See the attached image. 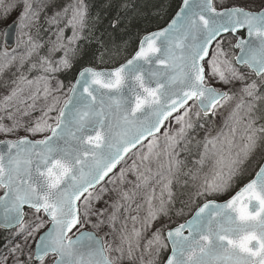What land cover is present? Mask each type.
<instances>
[{
	"label": "snow or ice",
	"instance_id": "6c2138e0",
	"mask_svg": "<svg viewBox=\"0 0 264 264\" xmlns=\"http://www.w3.org/2000/svg\"><path fill=\"white\" fill-rule=\"evenodd\" d=\"M91 7L0 0V23L11 19L0 30V134L17 136L0 140V264H264V0H179L171 15L160 0L163 23L127 39L144 15H125L133 0ZM42 19L56 39L32 62ZM26 64L47 75L29 79ZM59 72L75 73L62 104L64 83L49 85ZM235 100L227 130L197 141L193 190L178 200L176 149ZM130 155L138 162L121 166ZM137 196V214L121 219Z\"/></svg>",
	"mask_w": 264,
	"mask_h": 264
},
{
	"label": "rangeland",
	"instance_id": "374dc122",
	"mask_svg": "<svg viewBox=\"0 0 264 264\" xmlns=\"http://www.w3.org/2000/svg\"><path fill=\"white\" fill-rule=\"evenodd\" d=\"M61 3H66L67 0H60ZM88 2V0H87ZM12 19H14V15L12 17ZM7 23H11V19H9L8 21H6L5 23H0V30H2ZM40 23L43 25V27L40 29L39 35L37 36V29L35 27L32 28V34L34 36H37V39L39 42H42L45 44V47L39 50L38 55L34 54L33 57V61L32 62H36L39 59V56H44L47 54V49L50 46V44L48 43L49 41H54L56 39V26H49L48 24L44 23L43 19L40 21ZM61 27H63V25H60ZM28 29H25V31H27ZM71 31L66 29L65 30V37L67 36H71ZM14 40V39H13ZM234 42V41H233ZM15 45V44H14ZM5 47V43H4V38L2 36H0V50H2ZM18 51H22L18 50ZM235 52V50H234ZM59 55H62V53L57 54L56 56L53 57L54 60H58ZM29 67V64L25 65L24 68V72L25 74L28 76L29 79H34L37 76L40 75H47L46 73H43L42 70L37 67L36 69H33L31 72L27 71V68ZM13 71H15V69H13ZM65 72H59V73H55L52 74V78L49 81V85L51 88H56L57 81H62L65 85V87L61 90V92L59 93V95H61V104L63 103V100L67 98V90H68V86H69V82H65L62 78V75ZM19 73H17L18 75ZM7 92L3 87H0V100L3 99V96L6 95ZM53 95H56V93H53ZM49 103L51 102V100L49 99L48 101ZM238 100L233 101L230 106L226 109H224L222 111V113H218L217 116L215 117H211L210 119H208L207 121L201 120L200 124L203 125V127L201 126H197L194 130H192L189 134V141L190 143L184 144L182 143L177 149L176 151L179 153L178 159L180 161H182V164L180 166V169L178 172L175 173V176L173 178V192L176 194L177 199H186L187 198V193L189 191H192V181L189 178V176L186 175V173H188L190 170L194 171L196 167H198V165L196 164V161H198L199 159V154L202 151V146L197 144V141H203L205 135H209V136H215L217 135L218 132H220L222 129L223 130H227L224 124L225 119L228 118L229 113L231 112V110L233 108H235V104L238 103ZM42 105H43V101H38L37 102V106L36 109L34 111H32L30 117H26L25 120H32L34 121L36 118H38L41 115V109H42ZM50 115H52L53 117L56 115L55 112L51 113ZM6 123H8V121H5ZM46 133H38L35 136L29 134V133H25L24 131H21L18 133L19 136H23V135H28L29 138L31 139H41L43 138V136ZM17 138L16 135H4V134H0V140H4V139H15ZM161 143H163L161 141ZM143 150V149H142ZM133 160H137L138 162V158L135 155H130V157L127 160L126 164H122L121 166L123 167H130ZM154 167V171H155V166ZM206 170V169H205ZM118 171V169H117ZM245 177L246 178H249ZM171 178V177H170ZM128 180L129 181H134L135 180V176L132 173L128 174ZM188 181V184L185 185V181ZM153 183H155L153 181ZM132 184H126L124 185V187L126 189H130L132 188ZM109 187H114V185H109ZM156 192L157 195H159L160 192V186L156 185ZM2 193V189H0V194ZM225 198V197H224ZM142 196H137L135 202H133L131 204V208L132 211L131 213H124L122 210V217L121 219H123L124 216L127 215H136L137 212L135 211L136 209V204L137 203H141L142 202ZM223 199V198H222ZM179 206V204H177V207ZM187 212V209L185 210ZM141 215H143V210H141ZM175 219V218H174ZM182 220H179L178 222H181ZM129 223V228H131L132 224L131 221L128 222ZM139 225H137L138 227ZM117 227H119V222L117 224ZM109 229L107 227L104 228L103 232H100L99 235H101L102 237L104 236V232H108ZM106 239L108 240H112L113 237L110 235L108 237H106ZM167 252L164 253V255ZM138 264V262H137Z\"/></svg>",
	"mask_w": 264,
	"mask_h": 264
},
{
	"label": "trees",
	"instance_id": "16d2710c",
	"mask_svg": "<svg viewBox=\"0 0 264 264\" xmlns=\"http://www.w3.org/2000/svg\"><path fill=\"white\" fill-rule=\"evenodd\" d=\"M105 0H88V3L92 6L91 12L93 15L97 11H100L102 9V5L104 4ZM160 0H133V3L135 5L134 9H130L125 15L132 16L134 11L139 10V12L143 13L144 15L141 17H138L134 21L133 25V32H130L124 36L125 39H127L128 35H132L136 28H139L142 32L145 29L152 30L159 24H162L163 21L160 20L154 13L157 10V7L159 5ZM171 4V8L169 9V15L172 14V10L175 8V5L179 2V0H168ZM115 9H112L109 13V15H114ZM107 23V19L104 20V24ZM102 27V26H101ZM134 47V44L129 47L127 55L128 57L132 53V48ZM119 62H123V58ZM112 62L109 61L107 64L102 65V67H111ZM75 73L74 72H65L62 75V78L65 82L71 83L74 79ZM250 178V177H249ZM242 179L238 182V185L241 186L244 182H246L247 179Z\"/></svg>",
	"mask_w": 264,
	"mask_h": 264
},
{
	"label": "water",
	"instance_id": "95a60500",
	"mask_svg": "<svg viewBox=\"0 0 264 264\" xmlns=\"http://www.w3.org/2000/svg\"><path fill=\"white\" fill-rule=\"evenodd\" d=\"M241 35H244V33L242 32ZM13 39H14V36L10 37L9 40H8V44H7V45H10L11 42L13 41ZM238 52H239V50L236 49V53H238ZM129 58H130V57H129ZM73 82H74V81H73ZM245 183H246V182H245ZM2 194H3V191H2V193H1L0 195H2ZM222 201H223V200H222ZM222 201H219V202H222Z\"/></svg>",
	"mask_w": 264,
	"mask_h": 264
},
{
	"label": "flooded vegetation",
	"instance_id": "af4514ba",
	"mask_svg": "<svg viewBox=\"0 0 264 264\" xmlns=\"http://www.w3.org/2000/svg\"><path fill=\"white\" fill-rule=\"evenodd\" d=\"M15 46V45H14Z\"/></svg>",
	"mask_w": 264,
	"mask_h": 264
}]
</instances>
